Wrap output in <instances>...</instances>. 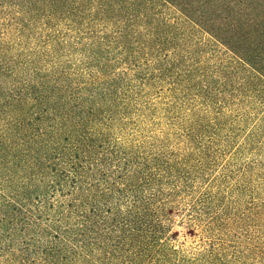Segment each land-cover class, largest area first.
<instances>
[{
	"label": "trees",
	"instance_id": "obj_1",
	"mask_svg": "<svg viewBox=\"0 0 264 264\" xmlns=\"http://www.w3.org/2000/svg\"><path fill=\"white\" fill-rule=\"evenodd\" d=\"M0 264H264V0H0Z\"/></svg>",
	"mask_w": 264,
	"mask_h": 264
}]
</instances>
